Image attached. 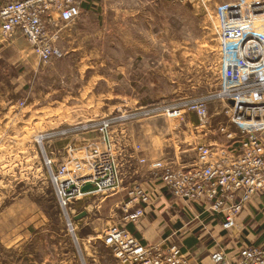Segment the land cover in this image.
Here are the masks:
<instances>
[{
  "label": "rangeland",
  "instance_id": "1",
  "mask_svg": "<svg viewBox=\"0 0 264 264\" xmlns=\"http://www.w3.org/2000/svg\"><path fill=\"white\" fill-rule=\"evenodd\" d=\"M226 7L259 17L244 29L243 45L264 47V0H90L76 21L61 27L60 54L45 61L19 33L11 41L0 38V264H119L102 236L108 224L123 222L128 188L160 181L154 164L168 149L169 161L187 167L184 142L217 145L226 142L221 126L236 130L219 99L209 100L203 118L182 110L179 127L163 112L166 105L183 109L185 100L218 89L219 15ZM154 106L149 113L119 116ZM246 112L244 119L255 121ZM103 117H117L109 133L140 134L161 154L148 160L135 136L137 166L152 168L138 180L92 189L66 205L59 183L76 164L89 169L94 148L107 147L97 125H85ZM122 143L113 138L116 152ZM67 216L75 220L77 239ZM202 242L194 246L199 259L208 253Z\"/></svg>",
  "mask_w": 264,
  "mask_h": 264
},
{
  "label": "built area",
  "instance_id": "2",
  "mask_svg": "<svg viewBox=\"0 0 264 264\" xmlns=\"http://www.w3.org/2000/svg\"><path fill=\"white\" fill-rule=\"evenodd\" d=\"M230 8L226 7L219 15L222 80L218 89L206 96L185 100L183 109L166 105L163 112L179 127L184 123L182 110L203 118L208 114L209 100L219 99L224 103L228 121L236 126V130L221 126L226 142L199 144L196 146L197 161L187 167L168 160H158L154 164L162 186L169 190L179 211L191 215L192 219L203 217L210 222H220L226 230L235 225L236 216L253 194L264 193V75H254L264 71V53L259 54L264 47L253 41L245 48L243 45L244 29L259 17L248 10L239 12ZM81 12V0H1L0 38L11 41L19 33L45 61L60 54L57 46L60 29L64 24L76 21ZM254 55L256 58L251 60ZM243 75L248 79L243 80ZM157 108L139 109L119 116L149 113ZM246 110L254 114L255 121L244 119ZM116 118L103 117L85 124H96L108 144L106 149H93L94 160L89 169L82 170L76 164L68 178L59 183L60 200L64 204L69 205L72 198L92 189L109 190L120 184V172L109 143V128ZM86 183L93 186L84 191L82 187ZM126 195L128 200L120 207L123 222L108 224L102 236L119 264H197L180 242H143L131 232L127 225L137 223L145 214L144 205L152 203L153 194L148 187L133 184ZM131 202L133 204L129 205ZM73 216H67L65 222L77 239ZM225 256L223 246L210 252L215 264H222ZM232 264H264V246L240 245Z\"/></svg>",
  "mask_w": 264,
  "mask_h": 264
},
{
  "label": "crops",
  "instance_id": "3",
  "mask_svg": "<svg viewBox=\"0 0 264 264\" xmlns=\"http://www.w3.org/2000/svg\"><path fill=\"white\" fill-rule=\"evenodd\" d=\"M262 134L264 135V130ZM113 135L116 139L122 137L123 145L116 148V150L118 153L121 151V153L126 156L124 161L119 160L116 155L117 152L114 150L113 146ZM135 136L136 135L129 131L127 133L124 130H120L119 133L113 132V129L110 131V147L115 156L121 180L124 178H127L128 181L138 180L145 175V170L152 168L151 166H137L138 157L136 154L138 149L135 147ZM139 136L140 134L137 135L136 138L142 145V154L145 155L148 160H151L153 156L159 157L161 152L151 147L150 143L140 141ZM192 142L196 141L191 140L184 142V144L182 143L187 147V150L182 152L181 159L183 162L186 161L185 164L188 166L197 161L196 147L195 145L192 146ZM164 143L166 146H172L171 149L174 150L175 154L172 138H167ZM209 143L217 142L214 141ZM163 148L162 146L161 149L163 150ZM169 153L170 150L168 149L167 152H165V156L157 159L166 161L169 159ZM128 184L129 182L123 187H127ZM148 186L151 188L149 190L153 194L152 203L144 205L145 214L137 223H129L132 224L135 235L143 242L160 243L166 240H179L184 246V249L190 252L197 264H215L210 257V252L218 246H223L225 248L226 256L222 264L233 263L240 245L250 243L264 246V193L253 194L249 200L244 203L242 210L236 216L235 225L226 230L223 229L220 222H210L208 218L205 219L203 217L198 220L192 219L191 215L179 211L178 207L173 203L169 190L163 187L160 181L156 182L150 179ZM115 195L118 197L119 194ZM120 196H122V194H120ZM211 227L212 230H210ZM217 227L218 229H216ZM201 237L203 242L207 241L206 245L202 242L201 246L202 248L205 247L203 250H207L208 253L199 259L197 258L198 251L194 249V246Z\"/></svg>",
  "mask_w": 264,
  "mask_h": 264
},
{
  "label": "water",
  "instance_id": "4",
  "mask_svg": "<svg viewBox=\"0 0 264 264\" xmlns=\"http://www.w3.org/2000/svg\"><path fill=\"white\" fill-rule=\"evenodd\" d=\"M229 102H230V103H233V100L230 99ZM92 186H93V185H92L91 183H86V184L83 185L82 189H83L84 191H87V190L91 189ZM82 214H84V213H82ZM80 215H81V214H80ZM77 217H79V215H78V216H75L74 219H77Z\"/></svg>",
  "mask_w": 264,
  "mask_h": 264
},
{
  "label": "trees",
  "instance_id": "5",
  "mask_svg": "<svg viewBox=\"0 0 264 264\" xmlns=\"http://www.w3.org/2000/svg\"><path fill=\"white\" fill-rule=\"evenodd\" d=\"M88 1H90V0H82L81 6H83V7H84V5L86 6V3H87ZM127 227H128V229H129L131 232L134 233V229H133L132 224H128ZM134 234H135V233H134Z\"/></svg>",
  "mask_w": 264,
  "mask_h": 264
}]
</instances>
